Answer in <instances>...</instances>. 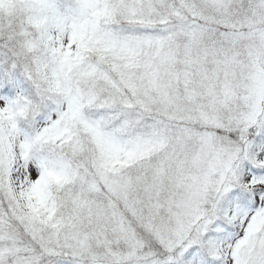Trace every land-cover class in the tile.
<instances>
[{
	"label": "snow or ice",
	"instance_id": "snow-or-ice-1",
	"mask_svg": "<svg viewBox=\"0 0 264 264\" xmlns=\"http://www.w3.org/2000/svg\"><path fill=\"white\" fill-rule=\"evenodd\" d=\"M0 264H264V0H0Z\"/></svg>",
	"mask_w": 264,
	"mask_h": 264
}]
</instances>
